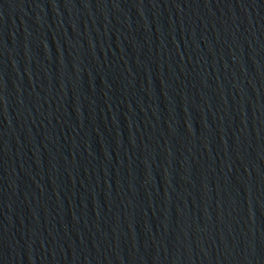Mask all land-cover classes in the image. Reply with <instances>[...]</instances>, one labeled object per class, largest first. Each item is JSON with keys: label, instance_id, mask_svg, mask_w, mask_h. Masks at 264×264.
<instances>
[{"label": "water", "instance_id": "1", "mask_svg": "<svg viewBox=\"0 0 264 264\" xmlns=\"http://www.w3.org/2000/svg\"><path fill=\"white\" fill-rule=\"evenodd\" d=\"M0 264H264V0H0Z\"/></svg>", "mask_w": 264, "mask_h": 264}]
</instances>
